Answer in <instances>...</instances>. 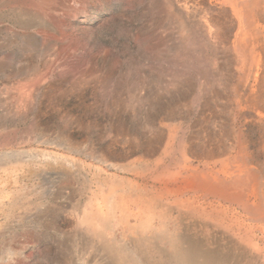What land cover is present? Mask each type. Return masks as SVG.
<instances>
[{"label": "rangeland", "instance_id": "1", "mask_svg": "<svg viewBox=\"0 0 264 264\" xmlns=\"http://www.w3.org/2000/svg\"><path fill=\"white\" fill-rule=\"evenodd\" d=\"M97 168L150 196L110 236L144 264L196 208L202 254L264 264V0H0V264H115L76 220Z\"/></svg>", "mask_w": 264, "mask_h": 264}, {"label": "bare ground", "instance_id": "2", "mask_svg": "<svg viewBox=\"0 0 264 264\" xmlns=\"http://www.w3.org/2000/svg\"><path fill=\"white\" fill-rule=\"evenodd\" d=\"M43 157L50 158L48 154H43ZM33 162H36V160H33ZM102 162L106 163L105 161ZM154 181L161 183L164 179L162 176H157ZM94 184L97 185L98 192L93 193L92 200L97 201L102 209L91 213L76 206L78 225H85L87 230L93 234V237L104 244L103 249L110 257L113 256L115 264H144V258L136 253L137 249L135 247H129L126 243L118 244L110 236L116 227L126 230L129 236L136 232L140 234L141 231L146 233L155 217L153 212L155 207L151 206V199L148 198L150 196L139 182L116 176L105 177L103 170L100 168H97ZM140 203L146 207V212L139 210ZM128 205L134 208L130 210L126 207ZM181 206L183 210L186 208L183 205ZM193 210L195 213L188 210L182 211L180 218L174 225L168 222L167 219L159 218V229L152 237L156 250L164 255H170L171 264H244L237 257H227L225 260L219 257H208L206 254H202L201 251H203L205 245L197 240L198 237L189 238L182 234V232L188 230L181 227L185 226L186 218L196 217L199 213V217H204L205 212L197 208ZM132 219L136 221V225H131ZM152 241L151 243H153ZM229 246L240 248V244L235 242H230ZM172 248L175 249L173 254L171 252ZM60 251L68 260L71 258V255L68 256L70 250L65 245L61 246Z\"/></svg>", "mask_w": 264, "mask_h": 264}]
</instances>
